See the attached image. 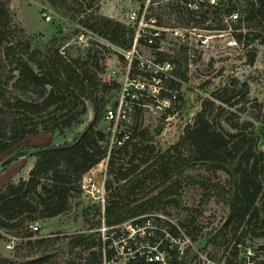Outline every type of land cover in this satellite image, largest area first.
Masks as SVG:
<instances>
[{
  "label": "rangeland",
  "instance_id": "rangeland-1",
  "mask_svg": "<svg viewBox=\"0 0 264 264\" xmlns=\"http://www.w3.org/2000/svg\"><path fill=\"white\" fill-rule=\"evenodd\" d=\"M1 1L8 3L27 34H23L20 38L21 43L15 49L14 55H10L9 58L3 57L0 63V135L4 134L6 140L9 129L12 128L17 130L39 128V132L26 137L0 154V190L10 182L16 184L20 179L28 178L36 159L34 155L36 146L45 143L58 145L71 142L85 128L93 118L92 97L103 104L96 127L105 133L102 144L107 148V155L82 176L78 193L70 197L68 209L64 213L50 218L34 219L28 223L17 221L13 229L0 227L1 256L12 258L20 243L28 237H31V240L41 237L63 238L79 231H86L89 234L88 246L95 249L101 243L104 253L111 247H116L114 248L116 253L120 252L109 264H127L133 253V250L128 249L129 246L140 251L151 249L150 241H155L160 233L168 231L166 226L170 224L177 228L179 236L185 234L190 239L193 248L189 249V264L195 260L194 250L202 252L213 261H224L227 264L240 263L243 261V254L239 251L238 244L241 248L253 247L254 251H259L256 260L264 261V236L253 237L246 233L240 237L241 242L238 243L236 237H232V227L235 225L224 226L228 214L223 200V183L226 175L221 171L212 173L199 165L185 171L169 198L172 201L167 205H161L160 210L146 214L147 219L143 224H139L140 228L135 226L137 223L134 224V222H124L113 227L106 226L104 222L98 228L95 225L97 219L104 216L103 209L107 200L117 192L118 183L114 179L115 174L109 171L107 162L110 156L118 158L121 154H118L115 151L116 148L110 145L109 136L112 125L103 120L102 116L104 110L112 107L121 97L125 73L122 52L126 50L93 34L84 25L85 21L89 24L93 17L103 15L136 27L135 22L128 19V15L131 11L140 13L144 9V4L149 2L148 0ZM43 7L48 9L45 11H49L51 16L48 22L42 16ZM159 8L161 7H148L141 13H144L146 19L161 25L160 29L163 30L159 29L160 43L166 55L170 59L177 60L179 63L177 71H183L184 77L180 79L172 72L165 80V88L175 90L176 98L172 99L163 110L157 111L153 108L152 97H139L140 105H132V111L125 123L126 127L122 128L130 134L135 127L139 131L145 130L148 141L155 147V152L161 153L180 141L186 126L193 123L205 99H213L214 93H224L225 97L232 98L235 104L232 107L221 104L222 109L211 110L208 117L213 123H219L225 131L231 133L236 132L237 129L244 130L253 137H257L256 142L261 137L264 138V115L259 110V105L264 104V41L256 38L258 33L264 31V24L259 25L260 22L257 19L243 22L242 30L243 33H247V36L241 43L235 42L231 28L218 31L221 33L215 32L208 36L205 42L202 35H209V32L200 28H187L186 31L181 30L186 40L180 42L171 29V27H178V24L173 16L160 14ZM247 26L248 29L245 28ZM145 29L154 28L148 25ZM80 32L87 37V51L91 56L89 64L97 60L99 65L100 85L92 93L91 99L84 97L85 112L71 127L62 131L52 128L56 119H51L49 112L41 113L43 117L39 114L34 116L33 120L19 121L18 110L10 104L12 99L16 96L36 99L37 95L35 90L30 88L24 90L15 86L14 77L17 71L14 58L26 53L27 44L30 46L28 53H34L36 48L42 51L35 52L34 56L40 61L47 62L56 52L64 51L73 55L76 52L72 48L71 41ZM12 38L13 40L17 38L15 33ZM137 49L144 57L157 58L154 50L143 45L137 46ZM251 53L255 55L252 63L249 62ZM113 70L115 74L111 75ZM133 76L138 77V71ZM171 79L177 84L171 85ZM233 80L235 85L232 84ZM104 82L108 83L107 89H102L101 84ZM244 84L247 86L245 96L243 95ZM168 97L167 91L160 93V98L168 99ZM216 105H219V102L216 101ZM41 120L43 125L48 127L47 129H51L50 132H43L39 125ZM234 123H238V128L230 126ZM183 149L186 153L190 151L187 147ZM107 182H110L108 190L105 189ZM257 205L260 206L259 200ZM98 206L101 211L99 215ZM29 223L38 226V230L31 235L28 234ZM239 233L241 229L236 236H239ZM165 249L168 250L167 247ZM81 250L77 248L67 255L54 254L43 264L77 262L79 257L85 255L84 252L80 254ZM104 263L108 262L104 261ZM84 264L92 263L85 261Z\"/></svg>",
  "mask_w": 264,
  "mask_h": 264
},
{
  "label": "trees",
  "instance_id": "trees-1",
  "mask_svg": "<svg viewBox=\"0 0 264 264\" xmlns=\"http://www.w3.org/2000/svg\"><path fill=\"white\" fill-rule=\"evenodd\" d=\"M192 1L169 2L161 6L159 12L173 16L179 27L200 28L207 32L231 28L232 36L239 43L247 36L242 30L243 22L257 19L259 25L264 24V0H213V4H210V0H201L199 10L187 6ZM233 14L237 15L235 19L231 18ZM84 26L118 48L128 50L133 44L135 27L121 21L98 15L89 24L85 21ZM13 33L17 37L15 40L12 38ZM23 34L27 33L14 11L7 2L0 0V63L3 57L14 55ZM257 37L259 41H264V31L258 33ZM143 42V39H139V43ZM29 50L30 46L27 44L26 53L14 58L17 71L14 84L17 88L35 90L37 98L16 96L12 99L10 104L18 110L19 121L33 120L34 116L40 114L43 117L41 113L49 112V117L56 119V123L52 122L53 129L62 131L71 127L85 112L84 97L91 99L92 93L100 85L97 60L89 64L91 56L88 49L85 59L72 58L63 51L54 53L47 62L34 58L35 52H42L40 49L36 48L34 53H28ZM254 57L251 53L250 63ZM164 60L175 64L173 72L177 77H184L183 71H177V60L170 59L166 53H158L157 61ZM170 82L171 85L177 84L173 79ZM232 84L235 85L234 80ZM101 86L102 89H107L108 83L104 82ZM243 88L245 96L247 86L244 84ZM216 101L219 105H216ZM221 104L232 107L235 103L232 98L225 97L224 93H214L213 99H205L193 123L186 126L180 141L161 153L155 152V147L147 139L146 131H139L136 127L121 147H114L121 157L110 156L107 165L109 171L115 174L117 192L107 200L103 209L104 216L97 219L96 227H100L102 222L108 227L124 222L143 224L147 219L146 214L160 210L161 205L172 201L169 198L185 171L199 165L212 173L221 171L226 175L223 200L228 214L224 226L235 225L232 227V237H236L239 243L240 237L246 233L253 237L264 236V150L259 148L264 144V138L261 137L256 142L257 137L244 130L237 129L231 133L225 131L219 123H213L208 117L210 111L222 109ZM91 105L92 120L71 142L36 146V159L28 178L20 179L16 184L10 182L0 190V227L13 229L17 221L28 223L38 218H50L68 209L69 199L74 193H78L82 176L107 155V148L102 144L105 133L96 127L103 104L92 97ZM259 110L264 115V104L259 105ZM39 125L43 132L51 131L43 125V120ZM230 126L236 129L238 123ZM9 130L6 140L4 134L0 135V154L39 132V128ZM184 147L190 151L184 152ZM109 187L110 182H107L105 189L108 190ZM257 200L260 201V206L257 205ZM97 213L101 214L99 206ZM31 224L33 223L28 224L30 235L34 233L30 228ZM167 228L172 235L177 233L175 226L167 224ZM239 229L241 233L236 236ZM88 238L86 231L63 238L41 237L31 240L28 237L20 243L12 258L0 255V264H43L54 254H71L77 248L82 249L80 254L84 252V257L67 264H84L85 261L104 264V261L109 262L113 258L112 248L104 253L100 243L94 249L88 246ZM153 242L150 241L149 244ZM167 245L169 243L166 240L158 248L162 249ZM188 254L189 249L181 257L175 247L169 250L172 264H188ZM127 264L155 263L148 262L144 256L136 253Z\"/></svg>",
  "mask_w": 264,
  "mask_h": 264
},
{
  "label": "built area",
  "instance_id": "built-area-1",
  "mask_svg": "<svg viewBox=\"0 0 264 264\" xmlns=\"http://www.w3.org/2000/svg\"><path fill=\"white\" fill-rule=\"evenodd\" d=\"M148 1L149 2L145 3L143 6L144 11L148 7H161L163 6L161 4L175 2L176 0ZM200 2L201 0H193L192 3L187 4V6L189 8L199 10L201 7ZM149 3L150 5H148ZM213 3L214 1L210 0V4ZM43 9L44 10L42 12V16L44 20L48 22L50 21L51 16L49 15V11H45L48 10L46 7H43ZM141 12L139 13L131 11L128 15V19H131V22H135L136 27L134 26L135 36L131 48L122 52V57L125 62V73L122 81V91L120 95L121 97L112 107H107L104 110L102 117L103 120L112 125V130L109 136V143L111 146L116 148L121 147L130 137V133L122 127H126L125 123L128 121L130 111H132V105H140L138 102L139 97H152L154 102L153 108L157 111L163 110L165 106L169 105V102L172 99L176 98L175 90H168L165 88V80L173 72L174 64L169 60H164L160 62L157 61V58L150 59L139 54V51L137 49V46L139 45H143L149 48L150 50H154L156 56L158 55V53H165L160 43L161 37L159 29L161 25L153 20L146 19L147 17H145L144 13ZM232 17L235 19L237 15L233 14L231 18ZM148 25L154 29H145ZM171 29L177 35V38L180 40V42L186 40V37L181 30L186 31L187 28L178 26L171 27ZM208 32L210 33L209 35H202L204 37V42L207 40L208 36L214 34L215 32L221 33L218 31ZM139 39H143L144 42L142 44L139 43ZM71 44L72 48L76 53L72 55L67 52V55L72 58L85 59V53L88 48L87 37L85 36V34L83 32L76 34L75 37L72 39ZM136 71H138V77L133 76ZM113 74H115L114 70L111 71V75ZM162 91H167L169 93L168 99L160 98V93ZM259 148L261 150H264V144L260 145ZM135 226L140 228L139 224H135ZM30 228L33 232H36L38 230L37 225L31 224ZM178 233L179 232L177 230V233L171 235L168 231L165 230L164 232L160 233V235L157 236L158 239H156L151 244V249H144L140 251L139 249H134V247L129 246L128 249L130 251L133 250V253H131V256L129 258H133L137 253L139 256H144L148 262H153L155 264H172L169 255V250L171 248L175 247L180 257L185 254L186 249L193 248L190 239L185 234L179 236ZM164 240H167L169 245L164 246L162 249L158 248ZM166 247L168 250L165 249ZM237 247L240 248L239 251H241V253L243 254V261L240 263L236 262L233 264H264V261L256 260L259 256L257 255L259 254L257 253L259 251H254L253 247L246 246L241 248L239 244L237 245ZM111 248L114 251L113 258L119 255L120 252L116 253V249H114L116 247ZM194 253L195 260L193 261V263L190 264H227L224 263V261H213L200 251L194 250ZM113 258L111 260H113ZM109 262L104 264H109Z\"/></svg>",
  "mask_w": 264,
  "mask_h": 264
}]
</instances>
